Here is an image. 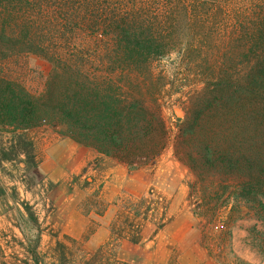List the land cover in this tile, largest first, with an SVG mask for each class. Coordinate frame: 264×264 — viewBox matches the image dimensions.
I'll list each match as a JSON object with an SVG mask.
<instances>
[{
    "label": "trees",
    "instance_id": "trees-1",
    "mask_svg": "<svg viewBox=\"0 0 264 264\" xmlns=\"http://www.w3.org/2000/svg\"><path fill=\"white\" fill-rule=\"evenodd\" d=\"M32 58L49 68L42 90L27 79L23 63ZM175 59L205 83L177 123L198 177L191 194L203 206L210 195L214 201L194 214L216 217L224 208L232 217L257 206L254 248L264 259V0H0V64H16L0 65V128L9 134L0 162L22 157L25 170H37L34 140L24 133L46 125L107 157H135L133 145L150 135L164 149L171 132L152 73ZM207 175L221 178L218 188ZM143 202L121 205L111 240L83 264H110L107 250L122 237L138 242L130 222L148 219ZM23 205L25 264H43L42 233L34 241L28 234L39 222ZM67 250L57 242L47 255L61 264Z\"/></svg>",
    "mask_w": 264,
    "mask_h": 264
},
{
    "label": "rangeland",
    "instance_id": "rangeland-1",
    "mask_svg": "<svg viewBox=\"0 0 264 264\" xmlns=\"http://www.w3.org/2000/svg\"><path fill=\"white\" fill-rule=\"evenodd\" d=\"M24 64L27 79L42 90L43 73L47 75L49 68L36 58ZM14 71L15 76L21 73L19 67ZM152 74V80L163 85L158 100L171 132L164 149L159 135H150L133 145L137 157H106L67 137L63 127L46 125L24 133L34 140L37 170H25L22 157L13 163L0 162V264H25L30 258L21 246L27 240L20 229L27 217L24 203L33 208L39 222H30L28 234L34 241L42 233L43 264H53V254L47 253L57 242L69 252L61 264H83L95 259L99 248L108 243L120 198L129 206L144 200V214L149 213L146 220L130 222L139 229L141 242L133 245L125 240L107 250L110 264H264L254 248L257 206L243 205L232 217L224 208L216 217L194 214L211 209L214 201L210 195L203 206L199 195L191 194L198 177L190 167L189 148L177 138V123L191 114L205 83L176 59L158 64ZM0 131V147L6 146L9 134ZM153 150L160 153L153 155ZM220 181L219 176L207 175L211 188H218Z\"/></svg>",
    "mask_w": 264,
    "mask_h": 264
},
{
    "label": "crops",
    "instance_id": "crops-1",
    "mask_svg": "<svg viewBox=\"0 0 264 264\" xmlns=\"http://www.w3.org/2000/svg\"><path fill=\"white\" fill-rule=\"evenodd\" d=\"M33 130H35V129H33ZM102 155V154H101ZM104 156V155H103ZM107 157V156H106ZM125 202V201H124ZM123 201H122V198H120V200H119V202L116 204V216H115V220L113 219V221L111 222V224H110V227H109V238H108V242L111 240V236H112V234H111V227H112V225L114 224V222L115 221H117V218H118V213H119V209H120V207H121V205L124 203ZM108 210H109V207L108 208H104L103 210H102V214H106L107 212H108ZM120 214V213H119ZM194 218H196L195 216H194ZM197 219V218H196ZM129 236H127V237H122L121 238V240H118V243H117V248H118V246H120L121 245V243L123 242V241H125L126 240V242L127 243H129V244H133V245H137V244H139L140 242H141V234H140V236H139V240H138V242L137 243H132L130 240H129ZM203 239H204V236H203ZM202 248L204 249L205 248V245H204V242H203V244H202ZM207 248V247H206ZM200 251H201V248L199 249ZM201 261H204V260H201ZM166 264H175V263H168V261L166 262ZM206 264V263H205Z\"/></svg>",
    "mask_w": 264,
    "mask_h": 264
}]
</instances>
